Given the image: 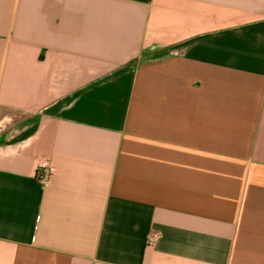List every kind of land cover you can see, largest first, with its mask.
Listing matches in <instances>:
<instances>
[{
  "label": "crops",
  "instance_id": "crops-1",
  "mask_svg": "<svg viewBox=\"0 0 264 264\" xmlns=\"http://www.w3.org/2000/svg\"><path fill=\"white\" fill-rule=\"evenodd\" d=\"M0 264H264V0H0Z\"/></svg>",
  "mask_w": 264,
  "mask_h": 264
},
{
  "label": "built area",
  "instance_id": "built-area-1",
  "mask_svg": "<svg viewBox=\"0 0 264 264\" xmlns=\"http://www.w3.org/2000/svg\"><path fill=\"white\" fill-rule=\"evenodd\" d=\"M55 172H56V168L52 164L49 157H42L39 160V164L36 170V178L39 182L43 184L48 183L51 177L55 174ZM158 239H159V233L153 231L149 234L148 244L151 246L155 245Z\"/></svg>",
  "mask_w": 264,
  "mask_h": 264
}]
</instances>
